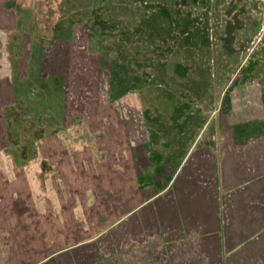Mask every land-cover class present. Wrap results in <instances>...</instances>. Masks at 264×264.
<instances>
[{"label": "rangeland", "instance_id": "obj_1", "mask_svg": "<svg viewBox=\"0 0 264 264\" xmlns=\"http://www.w3.org/2000/svg\"><path fill=\"white\" fill-rule=\"evenodd\" d=\"M41 5L48 12L45 23L58 21L63 37L52 50L42 49L59 66L56 81L62 106L54 114L93 120L89 125L94 155L107 166L103 165L108 185L97 183L100 175L94 173L93 187L81 191H88L93 201L78 205L86 208L85 217L94 216L95 233L108 232L107 226L102 227L103 214L109 212L111 221L118 219L124 198L126 208L134 205L133 189L150 188V179L156 177L157 188H164L196 135L204 131L209 137L215 129L229 132L224 119L236 117L232 105L245 107L253 102L257 117L253 124L233 126L239 139L264 135V0H42ZM36 19L30 27L40 37L48 31ZM71 52L77 53L76 76L69 79ZM30 99L37 100L36 94ZM48 111V117H53V109ZM0 112V149H10L13 164L29 160L37 164L41 129L30 117L42 114L41 110L30 109L23 118L21 111L9 115L0 108ZM216 118L221 119V127ZM71 127L79 131L82 126ZM140 141L143 151L135 154ZM65 144L63 149L71 148V141L68 147ZM22 149L29 156L25 162ZM137 157L142 182L139 178L135 188L124 190L117 185L118 169L125 164L128 176L132 171L130 184L139 176ZM154 159L157 165L150 166ZM31 192L36 191L31 188ZM63 207L68 219L62 217L61 230L69 242L61 249L74 247L57 255L58 260L68 259L65 264L229 263L228 254L209 250L211 245L202 241L197 228L163 227L136 236L118 235L112 229L86 243L91 237L84 236V229L92 222L72 215L73 205ZM76 230L74 236L67 234ZM52 238L35 245L34 251L29 249L30 264H58L53 261L58 246L49 244L56 237Z\"/></svg>", "mask_w": 264, "mask_h": 264}, {"label": "crops", "instance_id": "obj_2", "mask_svg": "<svg viewBox=\"0 0 264 264\" xmlns=\"http://www.w3.org/2000/svg\"><path fill=\"white\" fill-rule=\"evenodd\" d=\"M41 2L0 0V108L6 109L9 115L21 111L22 118L30 109L37 108L42 113L30 117L41 129L37 133V164L30 160L26 164H13L14 154L9 152L10 149H0V179H6L0 180V264H30L29 249L34 251L35 245L40 244V247L53 236L56 238L49 244L58 246L53 261L65 264L68 259L58 260L57 255L74 249L72 245L61 249L69 242L61 230L65 215L63 206L67 205L74 206L72 215L92 222L84 229V236L91 237L86 243L98 235L109 234L112 229H116L118 235L136 236L163 227L197 228L202 241L211 245L209 250L228 254V264H264V135L249 138L242 135L244 139H239L240 135L233 132V126L239 122L254 123L257 117L253 102L245 103V107L239 104L234 108L232 105L231 111L237 110L232 112L236 117L231 114L224 119L229 132L215 129L209 137L204 131L196 135L185 149L184 161L173 171L164 188H157L160 179L156 177L150 179V188L133 189L134 205L126 208L124 198L118 219L111 221L109 212L103 214L101 220L107 223L102 221V227L107 226L108 232L105 233V229L100 231L101 234L94 232V216L85 217L86 208H78V205L92 203L89 192L81 191L93 187L94 173L100 175L97 183L102 187L108 185L109 177L104 173L107 166L100 156L94 155L95 140L90 126L93 120L62 118L54 114L62 106L56 81L60 78L56 72L59 66L53 64L50 55L42 54V49L47 46L49 51L52 50L55 42H60L63 37L58 21L55 25L45 23L44 16L48 12ZM37 16L41 19H36ZM33 19L40 21L48 32L37 37L30 27ZM76 62L77 53L71 52L67 60L69 79L76 76ZM33 94L37 100L30 99ZM51 108L54 115L48 117ZM216 120L221 127V119ZM61 124L70 126L62 128ZM73 125L82 127L77 131L71 127ZM251 140H254L252 145ZM69 141L71 148L63 149L65 142V147L69 146ZM136 146L138 151L134 153L140 154L143 144L140 141ZM21 155L25 158L23 162L29 157L23 149ZM135 161L139 164V176L134 177V184L131 181L127 185L132 171L128 176L125 164L118 169L117 185L124 190L135 188L142 178L140 157ZM157 162L154 159L150 166ZM31 188L37 196L32 195ZM152 188L155 191L148 193ZM75 233L77 230L67 234L74 236Z\"/></svg>", "mask_w": 264, "mask_h": 264}, {"label": "flooded vegetation", "instance_id": "obj_3", "mask_svg": "<svg viewBox=\"0 0 264 264\" xmlns=\"http://www.w3.org/2000/svg\"><path fill=\"white\" fill-rule=\"evenodd\" d=\"M38 4H40V3H38ZM50 9V7H48V10ZM1 10V9H0ZM9 14H10V16H12V13L11 12H9Z\"/></svg>", "mask_w": 264, "mask_h": 264}]
</instances>
